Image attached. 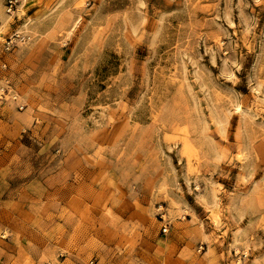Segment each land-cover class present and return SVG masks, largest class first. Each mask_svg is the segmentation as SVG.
<instances>
[{"label":"rangeland","instance_id":"rangeland-1","mask_svg":"<svg viewBox=\"0 0 264 264\" xmlns=\"http://www.w3.org/2000/svg\"><path fill=\"white\" fill-rule=\"evenodd\" d=\"M0 264H264V0H0Z\"/></svg>","mask_w":264,"mask_h":264},{"label":"built area","instance_id":"built-area-1","mask_svg":"<svg viewBox=\"0 0 264 264\" xmlns=\"http://www.w3.org/2000/svg\"><path fill=\"white\" fill-rule=\"evenodd\" d=\"M163 230H164V232H165V231H167V228H166V227H164V229H163Z\"/></svg>","mask_w":264,"mask_h":264}]
</instances>
